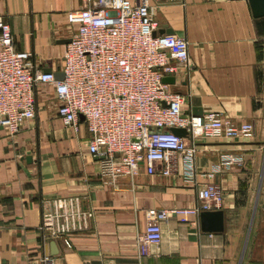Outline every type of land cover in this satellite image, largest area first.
Masks as SVG:
<instances>
[{"label":"crops","instance_id":"crops-1","mask_svg":"<svg viewBox=\"0 0 264 264\" xmlns=\"http://www.w3.org/2000/svg\"><path fill=\"white\" fill-rule=\"evenodd\" d=\"M157 31L172 30L189 41L192 67L174 75L170 88L189 94L183 110L218 112L250 121V138L184 135L195 144V179L180 166L170 175L149 173L106 184L89 150L90 132L66 126L57 114L51 84H40L36 115L11 133L0 126V264H264V16L248 0H149ZM82 0H0L15 45L35 65L62 72L65 44L76 30L67 13ZM200 111V112H199ZM232 154L240 162L226 164ZM27 156L31 159L28 160ZM216 168V169H215ZM208 182L223 192L222 231H204L199 216L161 220L162 239L139 256L137 237L161 209L192 207ZM78 194L94 211L88 228L62 237L40 230L43 210L56 196Z\"/></svg>","mask_w":264,"mask_h":264},{"label":"built area","instance_id":"built-area-1","mask_svg":"<svg viewBox=\"0 0 264 264\" xmlns=\"http://www.w3.org/2000/svg\"><path fill=\"white\" fill-rule=\"evenodd\" d=\"M82 1L81 8L67 13L76 30L65 44L62 79L37 67L30 51L16 47L9 22L0 16V126L18 132L36 115L39 85L51 84L65 125L78 131L85 124L90 132L88 150L98 158L106 184L133 176L142 166L163 175L181 166L183 176L194 181L195 144L173 127L185 128L190 136L197 129L210 138L253 135V122L237 123L218 112H184L189 94L171 89L163 78L177 74L180 66L191 69L189 41L158 33L149 0ZM240 161L232 154L222 158L226 164ZM222 200L221 186L208 182L194 206L159 210L137 237L139 256L161 241L162 219L178 215L181 222H191L203 210L219 209ZM93 217L84 196H56L43 210L40 230L70 245V234L88 228ZM41 262L55 264L49 253Z\"/></svg>","mask_w":264,"mask_h":264},{"label":"water","instance_id":"water-1","mask_svg":"<svg viewBox=\"0 0 264 264\" xmlns=\"http://www.w3.org/2000/svg\"><path fill=\"white\" fill-rule=\"evenodd\" d=\"M252 13L255 17H263L264 16V0H248ZM157 33V32H155ZM158 33H173L172 30H163L158 31ZM69 41V40H68ZM46 71H51L50 68H46ZM64 76L63 72H56L55 77L57 79H62ZM174 76H165L163 81L172 83L174 82ZM200 112V111H199ZM175 134L184 136L186 135L187 131L185 128L181 127H173L171 129ZM27 159L30 160L31 157L27 156ZM200 218V226L201 229L204 231H222L224 228V213L221 209H214V210H203L199 214ZM154 245H151V248Z\"/></svg>","mask_w":264,"mask_h":264}]
</instances>
